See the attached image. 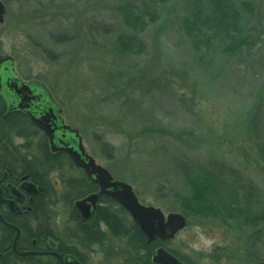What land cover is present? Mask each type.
<instances>
[{"label": "rangeland", "instance_id": "1", "mask_svg": "<svg viewBox=\"0 0 264 264\" xmlns=\"http://www.w3.org/2000/svg\"><path fill=\"white\" fill-rule=\"evenodd\" d=\"M1 2L5 6L1 53L13 57L20 77L39 80L50 89L63 110L65 123L80 132L83 148L112 178L121 181L118 178L126 177L130 170L117 162L119 158L111 161L102 155L100 136L104 125L123 120L126 110L134 107L130 102L131 108L125 105L126 110H122L120 96L111 93L108 79L118 84L121 77L111 72L108 62L119 73L140 72L142 77L132 82L150 92L144 102L153 108L154 118L162 120L164 126L185 130L188 135L183 139L197 151L191 157L220 170L226 183L233 185L232 193L239 201L253 182L257 191L249 198L253 202L251 212H264V0ZM192 10L198 11L200 24L190 33L201 53L194 50L186 33L185 23L192 20ZM52 34L59 38L65 35L71 44H55ZM123 35L131 45L119 44L117 37ZM204 52L212 64L211 74L217 75L215 82L210 78V69L194 61ZM201 58L203 64L205 59ZM257 93L261 96L254 111L251 107ZM131 114L124 124L134 123L133 117L139 112ZM247 114L254 118L251 126ZM104 139L115 147L121 141L116 134H106ZM155 161L148 162L156 166ZM70 171L62 176L67 179L78 175ZM51 177L62 181L55 173ZM143 193L145 201L139 200L142 204L159 208L165 216L183 214L175 210L176 203L157 201L146 191ZM242 204L238 209L246 207ZM54 212L56 222L67 217L61 202ZM223 214L222 220L187 217V226L169 247L189 264L264 261V237H249V231L238 233L233 220ZM251 251L254 254L248 255ZM88 254L90 264L118 263L108 262L98 244L91 246Z\"/></svg>", "mask_w": 264, "mask_h": 264}, {"label": "trees", "instance_id": "2", "mask_svg": "<svg viewBox=\"0 0 264 264\" xmlns=\"http://www.w3.org/2000/svg\"><path fill=\"white\" fill-rule=\"evenodd\" d=\"M230 7L234 10L233 5H230ZM192 11V20L185 23L186 33L190 38L191 46L195 51L198 50V53H201L200 51L202 50H199V47H197V40L190 33V29H194L197 27L196 25L200 24V19L197 16L199 15L198 11ZM133 19L135 20V17ZM134 23L137 25V22ZM214 23L216 22L214 21ZM216 25L218 24L216 23ZM51 38L55 44L62 42L71 44L70 38H67L63 34H60V38L56 34H52ZM117 41L124 47L132 43L129 39L125 38V35L123 37L118 36ZM205 54L207 55L204 52L200 57L195 58L194 61L199 65H203L204 68L210 69L211 74L212 64L206 60ZM201 57L205 59V62H202L203 64H200V61H202ZM108 64L112 70L111 72L121 77L117 82L118 84L111 83L114 79H108L110 87L113 88V90L111 89V93L116 94L117 97L120 96L123 106L121 108L122 110H126L124 109L126 108L125 105H129V108H131L130 102L133 103L132 107H134L130 111L126 110L127 112L124 113L123 120L115 119L108 122V125H104L103 133L100 136L99 147L102 155L111 158V161L119 158L117 162L126 167V171L130 170L131 172L126 177L121 175L118 179L134 186V192L142 202L145 201L143 198L144 195L142 196L144 194L143 191H146L147 195L154 197L157 201L167 200L171 203H176V207L178 208H175V210L182 212L186 217L193 216L199 219L213 217L222 220L221 214L224 213L227 214L228 218L233 220L232 222L236 225L238 233L249 231V237L253 236L257 239H259V236L264 237L262 233L264 232V212L259 211L255 214L251 212L253 202L251 203L249 198L252 197V193H256L257 191L254 188L253 182L251 184L249 183V191H247L246 195H243V198L242 195L239 196V201L237 195L232 193L233 185L231 186L226 183L225 176L221 172L219 173L220 170H215L213 165L211 167L208 162H198L195 158L191 157V154L196 155L197 151L193 148L194 146L192 144L187 142V139H183L184 136L188 135L185 130L181 131L170 126H164L162 125V120H156L154 118L152 113L153 108L151 109V106H146L144 102L145 96L150 92L144 91L143 88H137V84L132 82L134 79L136 81L142 77L140 72L119 73L113 68L114 66L110 62ZM129 75L132 76L129 77ZM216 77L217 75L213 73L210 75L212 82H215ZM129 85H131V91H129ZM260 96V93H257L255 96V103L251 107L254 111ZM134 97L136 99L132 100ZM0 110V162L3 169H9V171L17 175V172H20L21 175H27L31 182L41 189L34 200V202L36 201V209L28 215L34 218L37 229L34 232L29 229L23 230L24 235L36 238L39 244L45 243L47 238L54 239L60 242L61 247L71 251L76 250V245H80L83 242L97 243L104 257L108 259V262H118L116 264H149V257L153 250L152 248H155V246L153 244L149 247L146 245L145 239L136 225L127 219L125 212L118 205L114 204V202H110L111 200H107L110 202V205L103 208L101 215L98 217L99 222L105 228L95 223L93 225L94 230L87 229L81 232L80 229H77L73 233V236H69L67 232H63V235L66 234V237L56 233V229L52 228V222H55L56 217L54 212L56 206L61 202L65 209L71 210L72 200L80 198L84 192L93 190L94 186L88 184L86 181L82 182L81 179L79 182L78 177L72 179L77 183L74 187L73 185L71 186L70 182L62 176L64 171L69 172L72 169L67 160L62 156L50 155L44 140L35 134L37 133L35 132L36 130L28 125L26 119L5 115L2 102ZM132 111L139 112V115L133 117L135 121L134 123L131 122V125L128 123L124 124L128 115L129 119L131 118L130 116H133L131 114ZM247 119L251 126L254 118L248 116ZM106 134H116L121 137L118 147L113 146L104 139V135ZM20 138L24 139L18 143L16 140ZM149 159H155L157 165L152 166L148 162ZM54 173L58 174V177L62 180L63 193L56 191L54 181L51 177ZM233 175L235 176V174ZM239 180L240 182L242 181L241 177ZM233 199L235 201L231 204L230 201ZM242 203L246 207L238 209L239 204L243 206ZM231 212L235 213L231 216ZM237 213H240V215ZM69 215L74 218L75 222L78 221L74 212H70ZM76 223L77 228L81 227L80 222ZM236 223H243L244 225L240 226ZM93 226L89 225L88 227ZM107 231L110 234V239H107ZM10 235H12L11 231L2 228L0 224V264L52 263L46 257L20 258L13 256L11 253L1 256L3 249L9 251L8 245L11 243ZM174 254L178 259H183V261L188 263L177 253ZM253 254L254 251L248 255Z\"/></svg>", "mask_w": 264, "mask_h": 264}, {"label": "water", "instance_id": "3", "mask_svg": "<svg viewBox=\"0 0 264 264\" xmlns=\"http://www.w3.org/2000/svg\"><path fill=\"white\" fill-rule=\"evenodd\" d=\"M1 3L0 24L3 23V14L5 13V7ZM3 66L5 70H2L0 75L1 95L8 106V112L16 111L27 116L31 125L40 130L48 140L50 153L52 155L64 154L76 168L84 172L86 179L97 186V193L91 194L85 199L74 201V209L81 215L82 219L89 218L91 211L96 208L99 198L104 197L115 202L116 205L118 204L128 213L148 244L156 239H161V241L171 240L187 226V218L184 214L172 212L165 216L159 208L141 204L130 184L114 180L110 172L97 164L95 159L86 152L79 132L65 125L62 119L59 118L61 111L50 97L51 94L48 89L37 81L22 82L14 72L11 57L4 56L0 58L1 69ZM4 80L6 81V90L2 87ZM23 187L30 188L29 194L36 191L33 184L25 183ZM12 208V204H10V209ZM0 223L5 227L16 230L13 241V249L15 250L14 245L19 237V231L5 223L1 218V214ZM16 253L18 256L34 254L33 252ZM37 255H45V253ZM57 257L60 264H62L61 257ZM151 264L183 263L173 255L171 256L165 249L159 248L152 256ZM258 264H264V261Z\"/></svg>", "mask_w": 264, "mask_h": 264}, {"label": "flooded vegetation", "instance_id": "4", "mask_svg": "<svg viewBox=\"0 0 264 264\" xmlns=\"http://www.w3.org/2000/svg\"><path fill=\"white\" fill-rule=\"evenodd\" d=\"M1 2V0H0ZM1 27V24H0ZM4 56H9L6 54H2L0 51V58L4 57ZM11 57V56H9ZM13 59V57H11ZM13 64H14V59H13ZM5 70V67L3 66L2 69L0 67V75H1V71ZM14 72L17 75V77H19V79L22 82H30V81H37L40 82L39 80L36 79H29V78H24V77H20V75L15 71V67H14ZM6 74V73H5ZM42 83V82H40ZM5 84L6 81L4 80L2 82V87L6 90L5 88ZM43 84V83H42ZM46 88L47 86L45 84H43ZM48 89V88H47ZM48 91L51 94V98L52 100L56 103L57 107L60 109V113H59V118L62 119L63 123L67 126L72 127L70 124L65 123V121L63 120L62 113L63 110L60 107V105L56 102V100L54 99L53 94L51 93L50 89H48ZM1 102L3 104L4 107V112L5 115H11L14 117H22L24 119L27 120V123L29 126H31L33 129H35L37 133H35L37 136H40L45 144L46 147L48 149V152L50 155H52L50 153L49 150V146H48V140L46 139V137L44 136V134L36 129V127H34L33 125H31V123L29 122V119L27 118V116H25L23 113L20 112H16V111H10L8 112V106L6 104V102L4 101V99H2V95H1V84H0V109H1ZM0 119H1V110H0ZM74 128V127H72ZM76 129V128H74ZM0 130H1V120H0ZM77 130V129H76ZM78 131V130H77ZM80 135V132H79ZM81 136V135H80ZM22 139L24 138H20V141H23ZM0 140H1V131H0ZM31 143H33V141H31ZM0 151H1V141H0ZM52 156H62L64 157V159L67 160V162L69 163L70 167L72 168V171L77 172L78 175L76 176H70L67 179L65 178V180L70 182V185L74 187V185L77 183L72 179H75L76 177H78L79 182L80 179L82 180V182L86 181L88 184H91L92 186H94V184H92L88 179H86L84 172L81 169L76 168L72 162L67 159V157L64 154H56V155H52ZM0 161H1V152H0ZM71 171H69L68 173H70ZM18 175L14 172L9 171V169H3L2 164L0 162V198H1V204H0V212H1V218L2 220L7 223L10 226H13L15 229H17L19 231V237L16 241L15 246V250L13 249V241L14 238L16 236V230L5 227L4 225H2L1 223V227L7 230L11 231V243L9 246V251H7V249H3L1 251V256H5V255H9L10 253L13 254V256H17L20 258H27V257H42V258H48L52 263L51 264H60V260L57 256H60L62 259V264H90L89 262V257L90 254H88L89 252V248L93 245H97V243H87V242H83L80 245H76V250H68L65 249L64 247H61V244L59 241H55L54 239L51 238H47V240L45 241V243L43 244H39L36 240V238H32L29 237L27 235H24L23 230H31V231H35L37 229V224H35V220L33 217H29L28 215L34 210L36 209V204L34 202L35 198L37 197L39 191L41 190L36 184H34L33 182H31V180L28 178L27 175H21L20 172H17ZM58 175V174H57ZM75 177V178H74ZM54 181V180H53ZM25 183H29V184H33L36 188L35 193L33 194H29L30 192V188L28 187H23V185ZM55 187H56V191L59 193H63L64 189H63V185L60 181L56 182L54 181ZM98 192L97 186H94V189L89 191V192H84L83 195L80 198L74 199L71 202V210L66 209L67 212V217L65 218V220H61L60 222H56V217H55V222H52V228L56 229V233L60 236H64L66 237V234L63 235V232H67L69 236H73V233H75L77 231V229H80L81 232L86 231L87 229L89 230H94V224L96 223L98 226L100 227H104L103 225H101L102 223L99 222V215H101L102 213V209L106 208L108 205H110V199H105L104 197L99 198L98 203L96 205V208L93 209L91 211V214L89 216V218L82 219L81 215L75 211L74 209V201L76 200H81V199H85V197L91 195V194H95ZM109 200V201H107ZM10 204H12V209H10ZM114 204H116L114 202ZM119 206V205H118ZM120 209H122L119 206ZM125 214L127 219H129L132 223L133 221L130 219V216L128 215V213L122 209ZM70 212H74L77 216V220L76 222H80L81 227L77 228V223L75 222L74 218H72L69 213ZM93 221V222H91ZM89 222H91L89 224ZM93 226V227H88L89 225ZM134 224V223H133ZM135 225V224H134ZM105 228V227H104ZM53 230V229H50ZM107 239H110V234H108V231L106 233ZM144 237V235H142ZM145 239V237H144ZM75 240V239H74ZM174 240H166V241H161V239H156L155 241L151 242L150 244H148L146 242L145 239V243L146 245L149 247L151 246V244H153L155 246V248H152V252L150 254L149 257V264H151V259L152 256L155 254L157 249H165L169 254H171V256L173 255L174 257H176V259H178V257L174 254L176 253L172 248L169 247L170 243ZM16 252L19 253H26V252H33L34 254L32 255H27V256H18V254ZM39 253H45V255H37ZM57 255V256H56ZM180 262H182L183 264H188L185 261L178 259Z\"/></svg>", "mask_w": 264, "mask_h": 264}]
</instances>
